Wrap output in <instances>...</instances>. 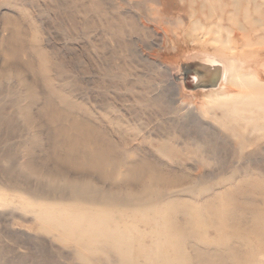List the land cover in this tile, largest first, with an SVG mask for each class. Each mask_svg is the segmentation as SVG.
I'll use <instances>...</instances> for the list:
<instances>
[{
	"label": "rangeland",
	"instance_id": "374dc122",
	"mask_svg": "<svg viewBox=\"0 0 264 264\" xmlns=\"http://www.w3.org/2000/svg\"><path fill=\"white\" fill-rule=\"evenodd\" d=\"M190 1L0 0V264H264V107L195 82Z\"/></svg>",
	"mask_w": 264,
	"mask_h": 264
},
{
	"label": "bare ground",
	"instance_id": "6f19581e",
	"mask_svg": "<svg viewBox=\"0 0 264 264\" xmlns=\"http://www.w3.org/2000/svg\"><path fill=\"white\" fill-rule=\"evenodd\" d=\"M190 2H193V0ZM208 2H211V6L210 4L206 5L210 8L206 16L212 17L216 13V26L221 27L220 22L224 20H227L230 26L224 28L227 34L226 40L212 38L211 41L219 42L218 47H215L214 50L212 48L211 51L204 50L200 52L202 54L201 58L199 56L190 57V60L197 59L200 61L197 64L199 71L195 82L198 83V86L201 84L203 87L209 86V88L202 91H205L207 97H212L213 102H217L218 108L225 110L224 112L229 109L237 111L238 106L253 100L256 103L255 106L241 109L252 113L264 107V73L262 69L258 68V65L251 62L252 58L248 57L249 52H253V49L249 48L253 45L251 36L252 39L255 38L256 43L262 41L260 34L253 36V33H251L252 31H258L259 25L264 27L262 3L255 0H224V2L217 3L208 0ZM204 6L202 4V9L198 11H202ZM226 7H231L233 11L231 12ZM178 21L180 20L178 19ZM218 31L220 30L218 29ZM229 37H233L234 40H230ZM239 46L242 47L241 50L238 48ZM222 50H226L228 53L222 52ZM205 52L207 53L204 54ZM261 73L263 74L260 75ZM214 85H216V88L213 87ZM84 228H86L84 225L82 227L72 226L71 234L74 238L76 237L77 242H83V237L87 232ZM106 229L108 228L104 225V231ZM92 230L94 228L88 232L90 233V239L97 238L98 232L95 234V230Z\"/></svg>",
	"mask_w": 264,
	"mask_h": 264
}]
</instances>
